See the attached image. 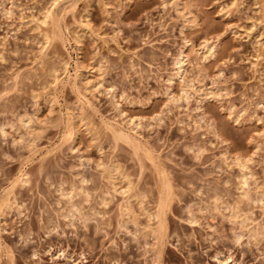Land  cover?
Instances as JSON below:
<instances>
[{
	"label": "rangeland",
	"instance_id": "obj_1",
	"mask_svg": "<svg viewBox=\"0 0 264 264\" xmlns=\"http://www.w3.org/2000/svg\"><path fill=\"white\" fill-rule=\"evenodd\" d=\"M58 1L69 10L74 4L75 11L64 17L71 33L62 28L65 41L48 48L49 64L63 60L71 68L75 35L81 61L95 76L87 75L94 78L88 90L81 83L73 89L62 71L56 91L46 84L48 75L40 76L41 40L29 19L51 1L0 0V126L18 125L20 116L43 119L46 126L28 150L16 126L0 133V195L14 185L9 208L0 211V264H154L152 238L134 228L146 224L140 205L133 203L139 225L124 218L117 227L125 200L104 186L102 172L112 162L128 171L136 189L147 193L141 208L154 212L153 168L147 161L140 172L124 143L111 148L107 125L146 145L172 181L176 196L161 264H264V55L258 56L252 34L262 0H179L177 6V0H106L105 7L98 0ZM182 8L191 25L177 12ZM83 11L90 13L87 28ZM204 40L214 48L209 57L199 51ZM180 53L187 57L178 79ZM67 109L77 123L83 113L90 120L78 129L73 148L58 123ZM129 118L138 120L133 130ZM239 155L247 161L248 202L237 189ZM102 191L108 204L101 202ZM239 199L243 228L229 216Z\"/></svg>",
	"mask_w": 264,
	"mask_h": 264
},
{
	"label": "bare ground",
	"instance_id": "obj_2",
	"mask_svg": "<svg viewBox=\"0 0 264 264\" xmlns=\"http://www.w3.org/2000/svg\"><path fill=\"white\" fill-rule=\"evenodd\" d=\"M49 1H51L50 2V6L49 7H46V9L44 10V11H41L39 14V16H37V17H34V16H31L30 17V19H29V23H32V25H34L35 26V28H34V26H33V28H34V30H35V33H36V35L34 34V36H40V40H38V41H40V47H41V49H40V51L42 50L43 51V53H42V55H41V57H39V58H41V61H40V63L38 64V65H40L41 67V70H42V73L43 74H41L40 76L41 77H44V74H46V75H48L50 78H43V79H45L46 80V84H47V82L48 81H50V83H51V85H50V83L48 82V84H49V86H54V88H53V90H57V87H58V85H61L62 84V82L60 81V79H59V72L60 71H62L63 73H65V75H66V78H67V81L66 82H70L71 83V85H72V87H73V89H74V87L75 88H78V84L80 85V83L82 84L81 86H83L82 88H85V89H87L88 87H90V86H92L93 85V79L94 78H92V79H90V78H88L87 77V75H93L92 74V72H90V71H92V68H86L84 65H83V63H82V61H81V57H80V45H81V43H80V39L78 38V37H76L75 35L72 37L73 38V43H74V53H75V58H74V60H73V64L71 65V68H70V66H69V64H68V62H65V61H63V60H60V61H58V62H52V63H50L49 64V59H52V58H47V57H49V56H47L48 54H47V52H48V48H50V47H52V44H53V42L54 41H56V40H60L59 41V43H63V41H65V40H63L62 41V36H61V34H64V33H62V28H65L64 30H69L68 28H70V27H68V26H66L67 24L69 25L70 23H65L66 21H64V17H65V15H67V13L69 12V11H75L74 9H73V5L72 4H70V5H72V6H68V5H66V6H68V8L70 7L72 10H69V9H67L66 7H63V6H61V2L60 1H58V0H49ZM83 1V0H82ZM86 1V0H85ZM90 1H93V0H90ZM90 1H88V2H90ZM99 1V4L100 5H103L104 7L106 6V3H107V1L106 0H98ZM174 0H169V2H173ZM178 1L179 0H177L175 3H174V5H178ZM263 1V2H262ZM261 1V3H263L262 4V7H260V11H259V13L257 14V20H258V24H252V26H255V29L254 30H252V34L255 36L254 37V39H255V43H256V48L257 49H255V50H257V53H259L258 54V56H261V55H264V0H262ZM179 2H181V1H179ZM92 2H90L89 4H91ZM260 3V4H261ZM85 4V3H84ZM87 4V3H86ZM85 4V5H86ZM256 4V3H255ZM63 5V4H62ZM65 5V4H64ZM94 5V4H93ZM92 5V6H93ZM99 5V6H100ZM108 5V4H107ZM173 5V6H174ZM181 5V4H180ZM90 6V5H89ZM88 6V7H89ZM92 6H90V8H88V9H91V7ZM175 6V7H176ZM87 7V5L85 6V8ZM75 8V7H74ZM181 8V7H180ZM105 9V8H104ZM185 9V8H184ZM183 8L181 9V10H176L177 12H179L181 15V18H182V20H183V23H185L184 25H186V24H189V25H191L192 23H191V19H190V17H188V15H186L187 13H183L184 10ZM86 10V9H85ZM181 11H183V12H181ZM258 11V10H257ZM87 13H85L84 11H83V13H85L86 14V16L85 17H87L86 19H85V17H80V18H83L82 19V23H84L85 25H83V26H86L85 28H87L88 26H87V24H88V17L90 16V13L88 12V11H86ZM187 12V11H186ZM84 14V15H85ZM189 14V13H188ZM89 15V16H88ZM74 16V15H73ZM83 16V15H82ZM75 17V16H74ZM75 20V19H74ZM64 21V22H63ZM76 22V21H75ZM72 23V22H71ZM77 23V22H76ZM80 23V22H79ZM72 24H75V23H72ZM71 25V24H70ZM80 25H82V24H80ZM32 27V26H31ZM76 27H79V26H76ZM184 27V26H183ZM187 27V26H186ZM186 27H184V28H186ZM71 28H72V25H71ZM71 28H70V30H71ZM81 28H82V26H81ZM74 29V28H73ZM72 29V30H73ZM80 29V28H79ZM75 30V29H74ZM81 30V29H80ZM68 32H70L71 33V31H68ZM69 34V33H68ZM37 39V38H36ZM64 39H65V37H64ZM38 41H37V44H38ZM62 41V42H61ZM58 43V42H57ZM64 45V44H63ZM39 46V45H38ZM39 47V48H40ZM213 50H214V48L212 47V45L210 44V43H208L206 40H204L201 44H200V48H199V51L201 52V53H204L205 54V56L206 57H209V56H211L212 54H213ZM51 53V52H50ZM39 54H40V52H39ZM52 54V53H51ZM40 56V55H39ZM185 57H187V55H184V54H182V53H180V55H179V58H177L176 59V63H175V65L177 66V71H176V76H177V78L178 79H180V78H182V76H181V70H182V64L184 63V58ZM46 58L48 59L47 60V63H46ZM263 58V60H264V56L262 57ZM56 59V58H55ZM38 61V62H39ZM93 62V64H94V62H96V61H92ZM98 62V61H97ZM98 63H100V62H98ZM97 63V64H98ZM91 65H92V63H91ZM100 65L101 64H99V65H97L96 67V70L98 71H100ZM102 66V65H101ZM262 66L264 67V61H263V63H262ZM95 67V66H94ZM95 70V69H94ZM263 70H264V68H263ZM70 71H72V73H70ZM41 72V71H40ZM94 72V71H93ZM48 73V74H47ZM201 74V73H200ZM43 75V76H42ZM45 75V76H46ZM40 76H38V78L40 77ZM94 76V75H93ZM37 76H35V79H37L36 78ZM91 77V76H90ZM95 77V76H94ZM198 78V77H197ZM40 79V78H39ZM95 79H97V78H95ZM38 80V79H37ZM203 80V79H202ZM201 78L199 79H197L196 81H198L199 83H202L201 81ZM41 81V80H40ZM40 81H38V84H40L39 82ZM44 81V80H43ZM52 81V82H51ZM100 81H98L97 83H99ZM53 83V84H52ZM102 83V82H101ZM101 83H99L100 84V86H101ZM16 84V83H15ZM19 85V84H18ZM41 85H43V84H41ZM45 85V84H44ZM43 85V86H44ZM16 86H17V84H16ZM47 86V85H46ZM45 86V87H46ZM52 86V87H53ZM79 88H81V87H79ZM81 88V89H82ZM42 89V88H41ZM60 89H62V86H60V87H58V90H60ZM84 89V90H85ZM49 90V89H48ZM47 90V91H48ZM76 90V89H75ZM88 90V89H87ZM217 90V89H216ZM216 90H214V91H216ZM43 91H45L44 89H42V91H40V92H43ZM55 91H53V92H55ZM78 91H80V90H78ZM218 91V90H217ZM31 92H33V90L31 91ZM50 92V91H49ZM49 92H46L45 93V96H48V95H50L49 94ZM58 92V91H57ZM56 92V93H57ZM60 92V91H59ZM80 93V92H79ZM79 93H76V94H78L79 95ZM214 93V92H213ZM218 93V92H217ZM217 93H214V94H216V95H218ZM220 93V92H219ZM32 94V93H31ZM36 94V93H35ZM35 94H34V96H35ZM40 93H38L37 95H39ZM42 95H43V93H42ZM32 96V95H31ZM33 97V96H32ZM36 97H39V96H35V98ZM43 97H44V95H43ZM48 97H50V96H48ZM53 97H54V95H53ZM34 98V99H35ZM45 99H46V97H44ZM167 98H168V101L170 100V101H175V98H173V97H169L168 95H167ZM47 101H48V99H46ZM79 102V101H78ZM78 106V105H77ZM81 107V106H80ZM68 110V109H67ZM66 110V111H67ZM81 112L83 113L84 111H82L81 110ZM74 113V112H73ZM71 111H67L65 114V117L63 118V120L61 119L58 123H59V125L61 126V124H62V129H61V131H62V133H63V136H61L62 138L64 137V142L66 141V142H68L69 144H70V148H73V142H74V140H75V138L77 137L76 135H78L77 134V132H78V129L80 128V127H88L87 125L89 124V121H88V119L89 118H87L86 119V117H85V115H84V113L81 115L80 114V118H79V124L77 123V119L78 118H75V116H74V114H73ZM64 116V115H63ZM79 116V115H78ZM88 117V116H87ZM19 119H18V125H2V126H0V133L3 135V134H5L8 130L7 129H11L13 126H16V131H20V130H22V132L24 133L23 135H18V139L20 140V142H21V144L23 143L24 144V146L26 147V149L28 150V149H31V147L33 146V144H34V139H35V135L37 134V133H39V132H41V131H43V130H45V128L44 129H42L43 127H46V126H44L45 124H44V122H45V120L43 121V119L42 120H40L39 118H35V119H33V118H31V117H26V116H20V117H18ZM59 119V118H58ZM127 122H126V124L129 126V128L131 129V130H133L134 129V126H136L138 123H137V119H131V118H129V119H127L126 120ZM84 122H85V124H84ZM47 123V122H46ZM91 124H92V122H90ZM57 124V123H56ZM55 124V125H56ZM47 125V124H46ZM106 125V124H105ZM92 127H93V130H95L94 129V125L92 124ZM106 128V130H108L109 132H110V136H111V138L109 137V139H112V141H113V147H111V148H117L116 146H118V142H120V143H124L125 145H127L128 146V148L131 150V153H132V156H134L133 158L134 159H136V161H137V163H138V166H139V168L140 169H138V170H140V172H142V171H144L143 169L145 168V163H147V161L149 162V165L150 166H152V168H153V171H154V174H155V178H156V181H155V187H156V193H157V198H156V202L154 203L155 205V211L154 212H148V211H146V210H143V208H141V204H143V200H144V198H145V194H147V193H145V192H141L140 190H138V189H136L137 187H135L134 185H133V180H130V178H129V176H128V174L129 173H127L126 174V172H128V171H126V172H124L120 167H119V165H116L115 163H114V165H112L113 164V162H112V164L110 165H108V166H103V170L104 171H102V172H105V179L104 180H107V183H106V181H105V185L104 186H106V185H108L109 186V188H110V190H112L113 191V193H111L112 191H110L109 190V192L111 193V194H115L116 192H119L121 195H122V198L125 200V202H124V204H121L122 205V207H120V204H119V209L121 210H119V212H120V214H118V217L120 218V223L119 222H117L118 223V225H117V227H119V228H123V226H124V218H126L125 220L127 221L128 220V223L130 224H132V225H135V226H137V225H139V223L140 222H138L139 220H138V213L136 214L135 213V209L133 210V203H135V204H137V206L138 205H140V209H142V213H141V215H143L144 217H145V221H146V224L143 226V228H141V229H138L137 227H134V228H136L137 230H142V234L144 235L143 236V238L145 237V239L147 238V237H151L152 238V245H150V246H152L151 247V251L153 252V256H154V264H155V262H156V264H161L162 263V257H163V252H164V245H165V243H166V239L168 238V223H167V214L168 213H170V209H171V203H172V201H173V199H174V196H176L175 195V192H174V189H173V184H172V181H171V179H170V177L168 176V174L165 172V170L164 169H162L160 166V164H159V162L157 161V160H155L154 159V156H153V152L146 146V145H144L143 143H141L138 139H136L135 137H133V135H130L129 133H126V132H124L123 131V129H118V127H117V129L115 128V126H114V128H113V126L111 125V127H109L108 125L105 127ZM225 128V127H224ZM82 129V128H81ZM227 129V128H226ZM7 130V131H6ZM85 130V129H84ZM89 130H91V127H89L88 128V133H89ZM225 132H226V130H224ZM21 132V131H20ZM60 132V131H59ZM91 132H92V130H91ZM91 132L89 133V134H91ZM100 132H102V131H100ZM61 133V132H60ZM87 133V134H88ZM95 134H92V135H96V132H94ZM99 133V132H98ZM230 133V132H229ZM88 134V135H89ZM92 135H90V136H92ZM105 136H107L106 134H104ZM222 135V134H221ZM104 136V137H105ZM231 136H233L232 134H231ZM96 137V136H95ZM95 137H92L93 138V140H95L94 138ZM100 137H102V136H100ZM230 137V136H229ZM92 138H91V140H92ZM103 138V137H102ZM107 140V139H106ZM97 145H98V143H96ZM111 144V143H110ZM94 145V144H93ZM23 146V145H22ZM24 147V148H25ZM99 147V146H98ZM100 148V147H99ZM99 148H98V150H99ZM101 149V148H100ZM117 150V149H116ZM247 161H245V160H243V158L239 155V156H237V157H235V162L234 163H236L235 165H237L238 166V169H239V171L241 172V175H240V178H239V181H238V184H239V186H238V190H239V192H240V196H241V200H242V198H245V199H247V201H245V202H248V199H249V196L250 195H248V193H247V191L244 189V186H248L247 185V179H246V175L247 174H249V172L246 170L247 169V163H246ZM99 164H101V163H99ZM136 164V163H135ZM104 165V164H103ZM106 165V164H105ZM98 166V165H97ZM123 168V167H122ZM146 169V168H145ZM150 169V168H149ZM102 172H100L101 174H103ZM139 172V171H138ZM139 172V173H140ZM152 173V172H151ZM100 174V175H101ZM102 177V175L100 176V178ZM132 179V178H131ZM140 180H141V177H140ZM139 180V177H138V182L140 181ZM136 184H137V182H136ZM153 185V186H154ZM103 188V187H102ZM101 188V189H102ZM10 189V188H9ZM12 189H14V185L11 187V189L9 190V191H4V193H2L1 195H0V211H5L6 209H8L9 208V205L11 204L10 202H11V200H12V198H13V194L12 193H14L13 192V190ZM108 189V188H107ZM107 189H106V191H107ZM58 190H60V191H62L60 188L58 189ZM104 190V189H103ZM101 191V190H100ZM71 192V191H70ZM73 192V191H72ZM115 192V193H114ZM249 192V191H248ZM108 195H109V193H108V191L106 192ZM119 193H117V194H119ZM62 194H63V192H62ZM61 194V195H62ZM66 194L68 195V193L66 192ZM73 194V193H72ZM71 193L69 194V197H71L70 195H72ZM85 194V193H84ZM101 194V193H100ZM102 194H103V196H104V193H103V191H102ZM101 194V195H102ZM106 194V196L108 197V198H106V196H104V198L102 199L101 197H103V196H100V198L102 199V204H106L107 203V201H109L110 199V195L108 196ZM74 195V194H73ZM77 195V194H76ZM63 196V195H62ZM88 196L90 197V195L88 194ZM111 196H113V195H111ZM148 196V195H147ZM146 196V197H147ZM66 197H68V196H66ZM87 197V195H85V198ZM219 197V196H218ZM218 197H215V199H214V206L215 207H217V202L219 201V199L220 198H218ZM88 198V197H87ZM86 198V199H87ZM155 198V197H154ZM213 198V197H212ZM107 199H109V200H107ZM250 199H251V197H250ZM68 200H70L69 198H68ZM240 199H239V202H236V204L233 206V207H231V209H230V213L231 214H229V216H231V219H233V221L240 227V228H243L244 227V223H245V221H246V219L247 218H240V216H239V212H241V211H239L240 209V206H239V204H241V202H244V201H241ZM88 201V200H87ZM86 201V202H87ZM258 201V200H257ZM259 201H260V203L263 205L264 204V188L261 190V192L259 193ZM100 202V203H101ZM154 202V201H153ZM69 204H73V203H71V202H69ZM108 204V203H107ZM101 205V204H100ZM124 205V206H123ZM72 206H74V205H72ZM69 207H70V205H69ZM229 207V206H228ZM135 208V207H134ZM71 209V208H70ZM70 209H68L69 211L68 212H72ZM228 209V208H227ZM74 210H77L78 211V208H74ZM139 211V210H138ZM74 212V211H73ZM76 212V211H75ZM79 212V211H78ZM141 212V211H140ZM139 212V213H140ZM68 214V213H67ZM80 214V213H79ZM69 215V214H68ZM72 215V214H71ZM70 215V216H71ZM73 215H74V213H73ZM72 215V216H73ZM80 216H82V215H80ZM65 217V216H64ZM155 220V223H154V225L152 226V225H150L149 224V222H150V220ZM119 220V219H118ZM153 220V221H154ZM153 221H152V223H153ZM233 221H232V223H233ZM141 225V224H140ZM118 228V229H119ZM262 228V227H261ZM119 230H121V229H119ZM240 230H242V229H240ZM252 230V229H251ZM250 230V231H251ZM263 230V229H262ZM249 231V234H251L252 235V237H256L257 235H259L258 233H259V231H257V230H254V232L253 231H251L250 232ZM255 231H257L258 233H255ZM134 232V231H133ZM138 232H140V231H138ZM248 232V231H247ZM140 234V233H139ZM249 234H248V238L250 239V237L251 236H249ZM261 235H264V230H263V233H261ZM236 236H238L239 237V235H236ZM241 236V235H240ZM264 237V236H263ZM262 237V238H263ZM257 238H260V236L258 237H256L255 239L257 240ZM239 239H240V237H239ZM10 261H11V257H10V259H9ZM9 260H8V262H9ZM13 261V260H12ZM221 262H223L224 264H226V262L225 261H221ZM10 263V262H9Z\"/></svg>",
	"mask_w": 264,
	"mask_h": 264
}]
</instances>
